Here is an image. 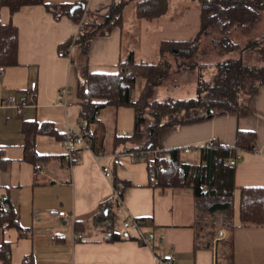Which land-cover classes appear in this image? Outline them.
I'll use <instances>...</instances> for the list:
<instances>
[{"label": "crops", "instance_id": "crops-1", "mask_svg": "<svg viewBox=\"0 0 264 264\" xmlns=\"http://www.w3.org/2000/svg\"><path fill=\"white\" fill-rule=\"evenodd\" d=\"M44 1L72 6L82 3V22L91 24L118 0ZM185 1L168 0L167 14L152 20L138 17L134 4L126 5L119 25L106 35L91 38L88 71L113 73L129 55L137 62L156 61L137 58L141 50L147 53L143 34L152 31L151 26H155V36L159 34L149 43L153 57L164 26H172L173 36L168 39H182L177 37L187 32L192 36L198 28L194 0H188L194 5L181 7L171 16L174 3ZM9 22L17 28V64L0 66V199L8 202L18 224L0 225V245L7 244L9 264H22L28 257L32 264H162L157 258L164 254L173 255L169 264H264V226H236L230 234L219 226L197 236L191 190L154 187L148 164L122 151L131 143L116 141L115 136L131 133V107L101 109L104 131L100 151L95 154L82 149L72 163L68 162L62 139L66 125H77V69L68 56L59 54L58 46L76 36L79 25L67 15L54 18L42 4L23 5L13 13L0 6V24ZM30 80L37 84L31 102L21 108L6 102L10 94L22 98ZM139 83L131 90L133 101L140 95ZM63 87L68 90L65 104L58 100ZM245 105L240 114L163 128L156 148L168 152L190 147L189 152H181V160L193 163L198 159L196 149L210 140L231 146L237 130H251L259 152H239L241 159L233 165V180L236 187L264 186V85L247 96ZM24 121L36 123L42 130L33 135L35 162L24 158ZM102 167L108 168L110 176L103 175ZM234 202L237 222L238 190ZM100 204L106 205L101 213L97 212ZM59 210L71 219L57 216ZM127 218H148L151 224H146V229L153 232L154 239L141 243L138 230L122 227ZM107 225L121 238L106 239ZM218 230L223 232L221 236ZM196 241L198 247H194Z\"/></svg>", "mask_w": 264, "mask_h": 264}, {"label": "trees", "instance_id": "trees-1", "mask_svg": "<svg viewBox=\"0 0 264 264\" xmlns=\"http://www.w3.org/2000/svg\"><path fill=\"white\" fill-rule=\"evenodd\" d=\"M194 1L198 28L192 36L187 39L163 38L158 43L156 61L137 62L129 55L119 62L113 73L88 71L91 38L106 35L119 25L122 9L128 4L135 5L138 17L152 20L167 11L168 0H118L106 15L91 24L82 22L85 12L82 3L72 6L44 0H0V6H6L13 13L23 5L42 4L54 18L67 15L79 25L72 51L68 52L71 39L58 46L59 54L68 56L77 69V121L87 118L89 127L86 135L92 142L93 153L97 154L104 131L99 118L101 109L131 107L134 111L133 129L128 137L115 136V140L130 142V147L122 151L137 157L138 151L157 146V136L163 128L195 123L216 115L242 113L247 96L264 85V30L256 32L257 27L264 23V0ZM209 51L216 58L211 59ZM16 56L17 28L11 22L0 24V66L16 65ZM184 73L194 80V95H165L160 98L159 91L177 87ZM170 76H174L171 81ZM139 80L140 95L133 101L131 90ZM22 130L25 132L24 158L35 162L33 135L42 130L36 123L26 121ZM254 140L255 133L251 130H237L231 146L221 145L212 139L196 149L198 159L193 163L181 160L182 148L163 152L169 153L171 160L162 168H151V185L191 190L197 236L210 229L217 230L219 226L227 229L229 234L236 226H264V186L236 187L234 166L225 163L241 151H251ZM113 185L116 189V180ZM235 190H238L237 222L234 221ZM121 191V188L117 190L119 196ZM2 203L8 202L0 199V206ZM103 206H99L97 212L101 213ZM139 219L144 224H151L148 218ZM0 225L18 226L10 205L0 219ZM105 228L106 239L121 238L110 225ZM199 245L198 241L194 242V247ZM7 251V244L3 242L0 245V264H9ZM22 264H32L31 258H25Z\"/></svg>", "mask_w": 264, "mask_h": 264}, {"label": "built area", "instance_id": "built-area-1", "mask_svg": "<svg viewBox=\"0 0 264 264\" xmlns=\"http://www.w3.org/2000/svg\"><path fill=\"white\" fill-rule=\"evenodd\" d=\"M76 36L71 38V41L68 45V52H71L72 46L74 45ZM2 68L0 67V71ZM36 81L30 80L27 84V87L24 91V96L22 98H17L15 94H10L6 102L15 105L17 108H21L25 106L28 102H31L36 91ZM67 88L63 87L59 91L58 100L61 101V103L65 104V98L67 95ZM96 115H98V112H96ZM89 127V122L87 118H80L77 121L76 128H73L70 125L65 126L64 135L62 139V144L64 147V158L72 163L79 151L82 149H88L92 151V142L86 135V128ZM125 134V133H123ZM191 150L190 147H185L184 152H189ZM252 153H258L259 150L255 144L251 147ZM137 157L139 159L144 160L149 168L157 167L162 168L164 163H168L171 160V157L168 153L160 152L156 147L143 149L137 152ZM241 159L240 153L236 154L234 157L228 158L225 163L229 165H235L237 161ZM101 171L104 176L108 177L110 176V172L107 167H102ZM204 187V185H202ZM9 205L7 203H2L0 206V219L4 217L5 213L8 211ZM54 211V210H51ZM57 216L63 217V218H70L71 217L66 214V212L59 210L56 211ZM122 227L125 229H136L139 232L138 239L141 243L147 244L149 241L154 239V234L151 231H148L146 229V224L142 222L140 219H133V218H127L122 222ZM223 232L221 230H218V235H222ZM173 259L172 254H164L160 258H157V261H159L162 264H169L170 261Z\"/></svg>", "mask_w": 264, "mask_h": 264}, {"label": "rangeland", "instance_id": "rangeland-1", "mask_svg": "<svg viewBox=\"0 0 264 264\" xmlns=\"http://www.w3.org/2000/svg\"><path fill=\"white\" fill-rule=\"evenodd\" d=\"M190 4H193V2H188V0H186L185 2H176L174 3V9L171 11V16L173 15V13H178L179 12V8L181 7H185L187 5H190ZM194 5V4H193ZM177 6V7H176ZM167 14V12H165L163 15ZM162 15V16H163ZM160 18H163L160 16ZM188 21V20H187ZM144 22V21H143ZM192 22H189V24H191ZM144 24H147L146 22H144ZM156 25V23H154ZM154 27L155 26H151L150 29L153 28L154 30ZM172 26H164V30H162L163 32H161V36L162 38H169V37H172L173 35L170 34L173 30H171ZM149 31L147 33H144L143 34V40H145L143 42V45H144V49L147 53H145L143 50H141L139 52V54L137 55V58H140V59H150V60H155L157 58V51H156V55L153 57V47L149 45V43H151L154 39V37H159V34H156L155 36V33L154 31ZM157 30V29H156ZM264 30V23L260 24L259 27H257L256 29V32L257 33H262V31ZM169 33V34H168ZM189 32L183 34V36H179L177 38H189ZM146 34H149L147 36H145ZM175 37V36H174ZM209 55H210V58L211 59H214L216 57H214V54L212 55V51H209ZM129 57V56H128ZM188 74L186 73L185 75L183 74L182 75V78H185ZM180 78L179 82H178V86L177 87H169L168 89H163L161 91H159V97H164L165 95H172L174 97H189V96H193L194 95V80L193 78L191 77V75H189V77L187 78V80H184ZM174 79V76H170L169 78V81L173 80ZM139 84V83H138Z\"/></svg>", "mask_w": 264, "mask_h": 264}]
</instances>
